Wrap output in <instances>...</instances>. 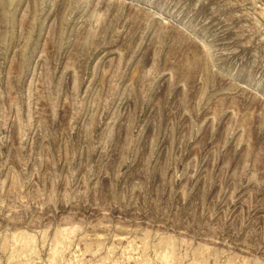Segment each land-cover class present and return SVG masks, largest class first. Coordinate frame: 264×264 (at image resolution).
I'll return each instance as SVG.
<instances>
[{
  "label": "rangeland",
  "instance_id": "rangeland-1",
  "mask_svg": "<svg viewBox=\"0 0 264 264\" xmlns=\"http://www.w3.org/2000/svg\"><path fill=\"white\" fill-rule=\"evenodd\" d=\"M0 264H264V0H0Z\"/></svg>",
  "mask_w": 264,
  "mask_h": 264
}]
</instances>
